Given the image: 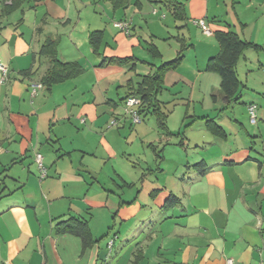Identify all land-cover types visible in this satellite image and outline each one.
I'll return each mask as SVG.
<instances>
[{
	"label": "crops",
	"instance_id": "1",
	"mask_svg": "<svg viewBox=\"0 0 264 264\" xmlns=\"http://www.w3.org/2000/svg\"><path fill=\"white\" fill-rule=\"evenodd\" d=\"M173 1L185 20L169 0L120 8L29 0L0 19V61L10 70L0 84V264H264V78L251 77H264V0ZM200 19L260 47L240 58L241 87L230 100L207 68L220 45ZM120 21L129 33L114 26ZM93 32L103 33L96 50ZM48 39L57 40L62 62L83 67L80 76L42 83ZM183 48L157 95L166 129L152 114L133 124L124 99ZM34 83L44 87L32 96ZM201 162L204 174L193 167ZM171 196L178 202L166 207ZM72 217L89 224L95 242L86 250L80 238L56 232Z\"/></svg>",
	"mask_w": 264,
	"mask_h": 264
},
{
	"label": "trees",
	"instance_id": "2",
	"mask_svg": "<svg viewBox=\"0 0 264 264\" xmlns=\"http://www.w3.org/2000/svg\"><path fill=\"white\" fill-rule=\"evenodd\" d=\"M29 0H2L0 2V19L7 17L15 11L21 9L23 5ZM110 2L114 8L125 7L130 0H106ZM172 6L174 14L177 19L185 20L184 7L173 0ZM168 2V0H167ZM219 45L220 51L218 55L212 58L208 63V70L217 72L221 77V89L227 99L235 97L241 87V81L239 80L237 73V66L240 58L243 56L245 50L249 48L259 49L257 45L242 40L239 35L233 31L228 32H214ZM103 33L93 32L90 34V42L92 47L96 50L102 42ZM149 51L154 57L159 56V51L154 45L149 46ZM41 56H45L49 60V68L42 78V83L46 86H52L73 78L80 76L84 69L77 62H62L58 58V42L54 39H48L43 44L40 53ZM184 58V48L180 51L178 57L171 62L165 63L154 75L145 76L142 83L139 85L136 91L131 92L124 101L130 96L140 97L142 99V105L140 106V114L143 117V121L147 115L152 114L158 118L160 127L166 129L167 114L164 113L160 105L157 103V95L162 89L165 73L169 70L177 68ZM111 61H115L110 59ZM107 62V61H105ZM121 64L124 61H118ZM123 101V102H124ZM208 129L215 135L221 138H225V131L213 121L207 122ZM199 173L204 174L206 171L205 164L203 162L193 166ZM178 199L175 196H171L167 201L166 207L177 204ZM57 234H70L81 239L83 249L86 250L94 244V238L92 236L89 224L87 221H83L77 218H69L68 220L61 221L56 225Z\"/></svg>",
	"mask_w": 264,
	"mask_h": 264
},
{
	"label": "built area",
	"instance_id": "3",
	"mask_svg": "<svg viewBox=\"0 0 264 264\" xmlns=\"http://www.w3.org/2000/svg\"><path fill=\"white\" fill-rule=\"evenodd\" d=\"M195 23L202 29L203 33L211 36L214 34L212 29L209 27L205 19H200L195 21ZM114 26L120 29L121 31L129 33V24L127 22H115ZM10 79V70L6 64L0 61V84H5ZM44 85L42 83H34L31 85V94L32 96L37 95L38 91L42 89ZM142 105V99L136 96H130L124 101L123 112L124 115L128 116L133 124H140L143 122V117L140 114V106ZM248 111L250 115V123L255 125L258 122V106L256 104H251L248 106ZM117 124V121L113 119L110 122L111 126ZM36 163L38 164L41 178L47 176V169L43 164V156L40 153H37L35 156ZM226 264H238L233 258H227Z\"/></svg>",
	"mask_w": 264,
	"mask_h": 264
},
{
	"label": "rangeland",
	"instance_id": "4",
	"mask_svg": "<svg viewBox=\"0 0 264 264\" xmlns=\"http://www.w3.org/2000/svg\"><path fill=\"white\" fill-rule=\"evenodd\" d=\"M261 10L262 11H264V8L262 9L261 8ZM250 52H252L251 50H249ZM263 55V57H264V53L262 54ZM264 59V58H263ZM238 71H239V76L242 78V80H243V82H245L246 83V77H245V74L247 73V71H244L241 67H239V69H238ZM259 72V69H255V71H254V73H258ZM252 77V79L253 80H256L257 82H260V80H261V78H264L263 77V74H258V75H256L255 77L254 76H251ZM255 82V81H254ZM253 83V81L251 80V84ZM246 92V91H245ZM244 92V93H245ZM238 107H244V106H241V105H239ZM240 109V108H239ZM141 152V151H140Z\"/></svg>",
	"mask_w": 264,
	"mask_h": 264
}]
</instances>
